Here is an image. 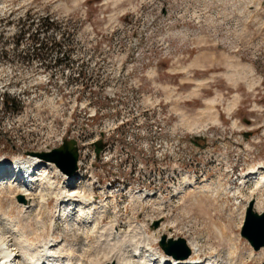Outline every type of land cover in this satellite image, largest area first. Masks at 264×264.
Masks as SVG:
<instances>
[{
	"label": "rangeland",
	"instance_id": "obj_1",
	"mask_svg": "<svg viewBox=\"0 0 264 264\" xmlns=\"http://www.w3.org/2000/svg\"><path fill=\"white\" fill-rule=\"evenodd\" d=\"M101 133L107 147L96 162L91 144ZM66 137L78 141L76 175L84 177L73 194L107 203L102 224L124 233L137 226L125 220V201L112 216L109 180L166 189L170 169L179 167L194 175L196 190L173 192L170 210L150 205L136 218L161 216L158 234L195 243L203 264H262L246 257L254 250L240 228L252 198L264 211V187L248 176L264 171V0H0V159L23 160ZM51 177L56 190L71 181L58 171ZM90 180L100 185L89 189ZM12 191L0 192V215L18 219L37 260H46L42 246L54 221L60 251L52 262H102L107 248L97 228L79 226L76 213L58 218V193L44 202L34 194L25 213Z\"/></svg>",
	"mask_w": 264,
	"mask_h": 264
},
{
	"label": "bare ground",
	"instance_id": "obj_2",
	"mask_svg": "<svg viewBox=\"0 0 264 264\" xmlns=\"http://www.w3.org/2000/svg\"><path fill=\"white\" fill-rule=\"evenodd\" d=\"M200 137L201 136H199V138ZM36 154H38V153H27L24 157L25 159H23V160L16 159L13 162L10 160H7L5 158L0 159V161H1L0 162V192H2L3 190L4 191L5 190L6 191L7 190L12 191L13 190L14 191V193L12 191L13 196L19 195L22 198V202L17 203L18 204L17 206L22 207L23 211L25 213L28 210L31 211L32 207L34 206L33 202H31L34 194L39 195L41 198V201L44 202L45 197L47 195L53 194L55 192L58 193L60 198L58 197V199L56 200V203H55V206L57 207L58 218H60V217L64 218V219L66 217L69 218L70 217L69 215L72 216V215H74V213H76L77 217L75 216V220L74 219L73 220L75 222H77V224L79 226L83 227L84 229L91 228L94 231H95V228H97L96 231L98 234L99 241L100 242L103 241L105 243L106 248H107L106 249L105 247H103L107 251L105 250L106 252L103 251L101 253V256L103 254L104 258H103L102 262H100L99 264H203V263L199 262L198 260H196L194 257H190L189 259L183 260V261L182 260H174V259H171V258H168V257L161 255L159 252L156 251L155 248H150L149 242L151 240H153V243H155L160 239L161 236L165 235L161 232H160V234H158L160 231V228H162V227L154 228V229L150 228L152 230L151 235L149 236L146 234L144 227L149 226V225L152 226V224L156 221V219L150 218V219L145 221L146 222L145 224H136L137 225L135 227L136 230H134L133 232L128 231L127 233H124L121 231H119V232L116 231V229H115L116 225L114 223H111L108 225L102 224L104 216L107 215L110 211L107 203L102 202V201L95 202V199H93V197H91L90 199H87L88 198L87 196L80 195V194L77 195V192L73 194V192H75L74 191L75 190L74 184L76 183V181L72 182V180H75L76 177H72V178L66 177L67 178L66 180H71V181L69 183H67V185L65 184V186H64V184L61 186L59 185L60 188L56 190L55 189V182L53 181V177H51L52 174L57 173L56 169L53 167V165L48 164L49 162L44 163L45 161L44 162L40 161L39 157L36 156ZM80 162L81 161H78V163H77L78 166L81 165ZM261 168L259 167L258 169L252 170L251 173L248 174V176H253V178H251V179L254 180L256 186L264 187V171L261 170ZM184 183L190 185L191 190H196L195 185H194L195 183H193L191 181H186ZM78 189L79 188H77V190ZM104 190H103V193H106V191H104ZM69 191H71V192H69ZM110 192L111 191H107V193H110ZM103 193L101 192L102 196H105L106 194L104 195ZM75 194H76V197L78 200L75 199V201H73L72 199L74 197L72 198V196ZM53 196H55V195L53 194ZM71 200H72L71 204H68L67 202L71 201ZM252 200H254V199L252 198ZM11 201H12V198H11ZM41 201H40V203H41ZM36 203H37V201H36ZM44 204H42V205H44ZM36 205H38V204H36ZM67 205H68V207H67ZM39 207H40V205H39ZM35 210H37V209H35ZM112 210L113 211L111 213L114 212V209H112ZM253 210L255 212H257L255 207H253ZM38 211H35V212H38ZM0 212H2V211H0ZM257 213H259V212H257ZM28 214L29 213L27 212V215ZM38 214H41V213H37V215ZM34 215L36 216V214H33V216ZM113 215H114V213H113ZM37 217H36V221H37ZM114 217H115V215H114ZM17 221H18V219H17ZM17 221L9 219L6 216L4 217V216L0 215V264H62L63 263L61 260H54L53 262L51 260V258H54L55 252H57L59 250L58 243L60 242L58 240H55V238H54L55 236H53V234H54L53 230H56V224L54 223V221L50 224L51 235L49 237L47 236L48 238L46 237L47 240L44 241V244L42 246L43 248L38 246L39 248L43 249L42 251L44 252V258H46L45 261L37 260L35 258L36 255H33L31 253V250L36 245L34 244V242L32 244L31 243L32 241L31 242L27 241L28 239L26 240L25 236H23L22 234H19L21 232H18L16 230L17 228H15V225H16L15 222H17ZM39 221L40 220H38V222ZM59 222H61V221H59ZM1 226L4 227V229H3V230H5L4 232L1 229ZM41 226H42V223H41ZM44 227H46V226H44ZM21 230H22V228H21ZM22 232H23V230H22ZM82 232L85 233L84 231H82ZM44 233H46V232H44ZM26 234L24 233V235H26ZM33 234L36 235V233H33ZM151 236H153V237L155 236V238L151 239ZM165 236H167V235H165ZM96 238H97V236H96ZM167 238H170V237L167 236ZM37 239L39 240L38 237H37ZM32 240H33V238H32ZM34 240H36V239H34ZM40 241H42V240H40ZM95 241H96V239H95ZM99 241H96V242H99ZM111 242L116 243L117 246H119V244H120V246H119L120 248H118L119 250H116L117 246H116V248L114 247L115 249L114 248L112 249L111 248L112 244H110ZM85 245H87V244H85ZM96 245H98V244H96ZM186 245L188 246L190 251L193 252V255L196 256V252L198 250L196 244L195 243L191 244V243L186 242ZM99 246H100V243H99ZM38 247L36 249H38ZM55 247H57V250H54ZM93 249H94V247H93ZM262 249H264V248H262ZM98 250H100V248ZM33 251H35V250H33ZM83 251H84V249H83ZM89 251H91V250H89ZM35 252H37V251H35ZM39 252L40 251L38 250V253H35V254H40ZM91 252H93V250ZM125 254H130L131 256L130 255L129 256L131 258H133V260L128 261L127 258L124 257ZM56 255H58V254H56ZM66 255H68V253ZM38 257H40V256H38ZM72 257H73V255H72ZM246 257L250 261L264 259V250H261V252L257 253V254L254 251H249L247 253ZM47 258H48V260H47ZM60 258H61V256H60ZM65 258H64V260H65ZM69 258L71 260V257H69ZM91 259H93V258H91ZM67 262H68V260H67ZM69 262H71V261H69ZM77 264H79V263H77ZM227 264H235V263L234 262L231 263L228 261Z\"/></svg>",
	"mask_w": 264,
	"mask_h": 264
},
{
	"label": "water",
	"instance_id": "obj_3",
	"mask_svg": "<svg viewBox=\"0 0 264 264\" xmlns=\"http://www.w3.org/2000/svg\"><path fill=\"white\" fill-rule=\"evenodd\" d=\"M101 137L103 136L101 135ZM92 147L98 160L105 143L100 139L93 143ZM36 156L42 161L52 163L62 174L70 177L77 170L79 157L77 141L68 137L63 138L59 147L38 153ZM19 200L22 202L21 197H19ZM253 207L254 201L250 200L245 208L240 236L247 241L254 251H258L264 248V211L257 213L253 210ZM161 222L160 220L155 221L150 228H159ZM158 247L164 255L174 260H185L191 255V251L183 238H167L163 235L159 239Z\"/></svg>",
	"mask_w": 264,
	"mask_h": 264
},
{
	"label": "trees",
	"instance_id": "obj_4",
	"mask_svg": "<svg viewBox=\"0 0 264 264\" xmlns=\"http://www.w3.org/2000/svg\"><path fill=\"white\" fill-rule=\"evenodd\" d=\"M36 43H37V42H35V44H36ZM35 44H34V45H35ZM32 48H33V47H32ZM36 49H37L38 51H41V50H43V47L41 46V44H39V46L36 47ZM10 105L13 106V101L10 102Z\"/></svg>",
	"mask_w": 264,
	"mask_h": 264
},
{
	"label": "built area",
	"instance_id": "obj_5",
	"mask_svg": "<svg viewBox=\"0 0 264 264\" xmlns=\"http://www.w3.org/2000/svg\"><path fill=\"white\" fill-rule=\"evenodd\" d=\"M144 114V113H143ZM145 117V116H144ZM106 150V149H105ZM105 150H104V152L102 153V155H101V157H102V159H104V153H105ZM92 157H93V154H92Z\"/></svg>",
	"mask_w": 264,
	"mask_h": 264
}]
</instances>
